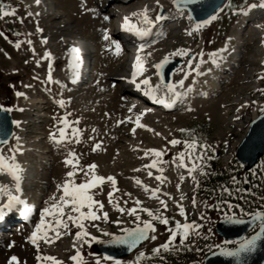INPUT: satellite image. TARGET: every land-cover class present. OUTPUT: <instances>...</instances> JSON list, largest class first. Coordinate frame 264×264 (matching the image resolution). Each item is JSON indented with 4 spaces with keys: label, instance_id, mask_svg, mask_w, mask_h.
<instances>
[{
    "label": "rangeland",
    "instance_id": "374dc122",
    "mask_svg": "<svg viewBox=\"0 0 264 264\" xmlns=\"http://www.w3.org/2000/svg\"><path fill=\"white\" fill-rule=\"evenodd\" d=\"M3 1L9 7V11L14 9L15 14L4 16L0 21V32L4 33V36H0V106L12 109L10 112L14 120H20L24 116V111L18 108H24L22 103L25 97L41 99V105L44 106L45 117L37 116L36 110L28 112L30 117L25 119L24 128L25 134H28L25 140L27 145L25 151L23 150L18 157L15 154L16 160L23 164L22 175L28 165L29 171L34 175L27 196L31 201L36 200L39 210L31 224L36 225L40 220L42 209L52 203L49 197L53 193L59 195L57 185L66 179L65 173L71 170V166H65L64 160L69 150H74L78 158L77 168H85L94 163L97 166L94 169L96 174L105 177L113 176L116 181L115 188L118 189L113 191L111 182L107 180L96 188L90 189L93 199L103 204L102 210L95 206L93 210L97 212V215L102 216V212L108 214L107 220L101 218L96 221H84L90 236L109 238L107 233L121 232L123 228L136 225L133 223L134 217L121 213L115 206L117 204L128 208L133 206L135 199H139L143 206L153 210L160 207L157 199L151 198L147 192L144 194L142 186L133 182L137 178L150 188L160 189L158 195L166 199L168 203L167 210L161 209V211H164V215L174 218L169 220L167 226L160 224L159 221H153L156 231L151 234L156 235V239L146 240L131 254L120 258L108 259L102 254H97L91 246L93 240L90 243L82 242L83 264H115L116 261L120 264H131L141 251L146 254L142 264H203L205 254L215 249L217 245L235 246L237 241H223L216 234L215 224L226 214L232 215L233 212L238 214L235 205L241 203L233 201L232 198L237 197L239 191H247L248 195L254 194V188L264 184V157L249 172L247 181L240 179L243 173L240 166L236 164L234 146L238 144L236 142L246 129L243 127L237 129L236 124H232L235 115H243L235 116L234 122L239 123L244 117L247 118L254 111L259 113L260 109L264 108V91H258L264 90V79L258 78L264 75V64L258 60L264 56V50L260 48L261 44L264 45V17H257L254 20L240 11L241 7L248 9V4L257 5L260 0H226L222 8L218 10L221 11L217 18L198 31H192L184 11L180 14L172 0H165L168 6L163 8L161 14L167 17L159 21L154 29L155 33L159 32L161 36L157 38V43L149 45V50L159 54L178 47L194 49L200 46L201 48L197 55H191L195 61L185 83L186 86L195 85L194 90L189 91L186 99L177 104V108L159 113L146 112L141 115L140 123L146 125L145 128L136 124V116L143 113L142 109L134 102L136 98L130 93L129 87H126L127 89L123 87V80H121V68L125 63L123 57L126 58L128 45L122 48L120 57L112 62L113 72H108L106 63L111 50L110 44L103 46L96 39L98 32L106 28L103 14L125 7L124 5L133 6L136 3L134 1L137 0L133 2L129 0L130 5L126 1L121 3L110 0L108 5L106 2L101 7L99 4L105 0H93L95 4H92V0H40L35 9L38 14L43 15L41 21L50 35L47 42L50 49L57 53L59 39L75 40L77 36L87 39L94 46L97 63L90 76L91 81L78 88H73V85L68 82V61L63 55L55 57L52 66L54 80L50 82L48 80L47 70L44 69L45 64L49 65L44 58L45 47L41 45L33 16L28 14L31 13L30 9L34 12L33 1L35 0ZM254 23L259 24L260 29ZM182 30L192 31V35L181 34ZM258 34L260 36H257ZM17 40L21 42L19 48L15 46ZM27 40H31L32 43L29 45L25 42ZM226 48L229 54L227 51L225 64L220 67L214 84L209 85L214 80L211 77L201 78L196 84L194 82L195 66L199 64L203 71H207L208 67L213 66L211 56ZM235 56L238 60L232 63V57ZM180 61L181 65L187 60ZM17 92L24 95L17 96ZM61 99L65 102L63 107L58 103ZM256 102L260 105L256 106ZM132 105L135 107L129 112L128 109ZM36 119L40 121L34 122ZM64 119L68 121L65 131L70 139L58 144L50 134L59 136V129L65 127ZM118 121L123 122L117 123ZM73 127L80 130L78 142L76 137L71 136ZM132 128H135L134 133L131 132ZM181 129L187 131L182 132ZM193 136L199 143H206L215 150L204 152L205 156H211V159L206 162V171L209 174L210 171L217 170L221 173L223 170L230 174L232 185L223 188H228L232 193L231 196L223 192L224 198L220 194V197L214 201L206 198L200 190L205 175L197 174L199 187L190 177H185L183 182L179 180L181 174L187 173H185L187 169L179 166L178 159L176 164H173L172 160L178 152L185 150L183 141L190 140ZM172 139H178L181 143L173 146L168 143ZM97 142L100 143V147L93 151L92 147ZM13 144L14 140L11 138L6 145L1 146L4 154L12 155L8 149H11ZM152 148L165 149L163 157L158 159L167 163L158 164V167H163V173L156 168L151 169L153 176L150 177L147 174L148 170L143 166L149 164L154 157L144 156V150ZM232 154L230 163L235 166H231V170L226 171L224 170L226 161ZM156 175L165 177L164 183L157 181ZM232 177H235L237 182H233ZM84 180L83 172L77 171L74 182L78 184ZM178 183L179 191L176 188ZM26 190L27 188H23L22 191L26 192ZM110 191L113 192L112 203H109ZM165 192L170 193L172 198L178 201L183 194L185 199L180 203L185 208L187 221H195L202 227L190 232L183 245L179 243L178 236L173 244L174 250L161 249L159 255H156L152 250L167 241L169 236L167 229L174 226V221L185 222V218L179 215L172 200L163 196ZM256 194L254 197L260 201V193ZM193 198L196 201L195 206L192 204ZM125 201H127L126 204ZM247 201L250 203V200ZM228 204L233 205V208L229 209ZM240 206L244 207V205ZM82 210L86 212L87 208ZM202 215L205 217L203 220ZM141 218L150 219L146 213L142 212ZM26 228L27 226L23 230ZM78 230L75 225L69 223L68 230L61 229L64 234L50 244V249L63 264H75L70 259L75 253L70 249V242ZM6 238L0 240V264H8L7 257L12 255L14 247L12 244L9 247L10 240Z\"/></svg>",
    "mask_w": 264,
    "mask_h": 264
},
{
    "label": "snow or ice",
    "instance_id": "6c2138e0",
    "mask_svg": "<svg viewBox=\"0 0 264 264\" xmlns=\"http://www.w3.org/2000/svg\"><path fill=\"white\" fill-rule=\"evenodd\" d=\"M40 0H35L36 4H39ZM195 0H172V3L177 6L178 11H180L181 14H183V7L184 5H187L189 3H194ZM156 5L161 9L160 12H157L155 16V20H153L149 16V9L147 6L144 7L143 10L140 12H134L132 13L133 16H139L140 23L143 26H137L136 24H133L128 17L124 18V27L126 30L130 32H134L137 36L141 37L142 39L144 37H147L150 35L151 26L156 22L163 19V16L161 12L163 11V5L160 4V0H155ZM256 4H248L247 8L251 9L256 7ZM260 7H264V0H260ZM240 11H245L243 7L240 8ZM14 9L9 11L5 8V5L0 3V18H3L7 15H14ZM29 15H32V13H28ZM215 16H210L208 20L205 21H198L194 22L192 31H198L201 27L209 23L211 20L216 19ZM105 19H108L105 17ZM188 19L192 20L191 13H188ZM37 31H42V29H37ZM192 31H188V35H192ZM0 36H4L3 32H0ZM6 38V37H5ZM104 39L108 40L109 36L107 33V30H105ZM29 45L32 43L31 40L25 41ZM113 44L116 46V52L119 53L121 51L120 45L116 41H112ZM21 45V42L17 40L15 42V46L19 48ZM111 47V45L109 46ZM145 47H147L146 44L140 45V50H143ZM71 52L75 56L79 52V49L76 47L71 48ZM175 54L178 55H186L187 52L183 50H178ZM148 55H151V53H148ZM202 55V54H201ZM44 58H48L49 61L51 60V53L45 51ZM168 57L165 56L159 63L155 65L157 69H160L163 64L167 61ZM215 62V60L213 61ZM39 63V61H37ZM192 63L191 60L188 61V64L190 65ZM74 67H78V65H73ZM133 68L135 69L132 74V82L136 83L135 77L140 74V72L143 71V64L141 62L140 55L136 56L135 63L133 65ZM51 69V63H49V70ZM258 78L264 79V75L259 76ZM48 80L51 81L52 77L49 72ZM56 83H59V81H56ZM140 83L147 86V89L145 91V94L150 96L156 103L163 104L166 107H172L173 103L180 98L182 93L176 92L175 85L169 83L164 86L166 91L164 93L160 92V86L153 88L151 86V81L148 78H144ZM178 83H183L182 81H178ZM137 87H140V84H136ZM189 91L191 90V86H189ZM258 91H264V90H258ZM187 91L183 93V95H186ZM17 96H23L24 93L17 92ZM61 107L64 106V101L61 99L58 101ZM135 107V105H132L129 107V112L132 111V109ZM243 107V105H242ZM0 110L2 111H11L10 108H3V106H0ZM261 112H264V108L260 109ZM143 115V113H140L136 116V124L141 127L145 128L147 127L144 124L140 123V116ZM130 119V118H128ZM123 121H118L117 123H122ZM13 123L19 125V121H13ZM63 123L65 127H62L59 129V136L57 137L54 133L50 134L52 136V139L56 143H61L67 139H70L69 135L66 133L65 128L68 126V121L66 119L63 120ZM151 131V129H149ZM95 131V129H93ZM133 133L135 132V128L132 129ZM181 131H187L185 129H181ZM0 132H4V126L3 123L0 122ZM79 135L80 130L73 127L71 136L76 137V142L79 141ZM156 135H160V133H156ZM17 141H19V137H16ZM89 139H92L89 137ZM8 143L7 140H0V145H6ZM169 144L175 146L179 143H181L178 139H172L168 141ZM185 150H182L176 154V157L173 158L172 163L176 164L178 159V164L182 168L187 169L186 175L191 178V180L195 183L197 187H199V180L197 179V174L200 175H207V171L205 168L207 160L211 159V156H205V151H215L211 148L210 145L206 143H199L198 140L193 136L190 140L183 141ZM100 147V143L97 142L93 145L92 150L95 151ZM199 150V151H197ZM9 152L13 153L12 155H5L3 150H0V174H7L11 181L14 184V191L12 188L9 187L8 184L0 183V217L3 216V210L4 209H11L17 205H24L23 208V214L25 217L28 216V214L31 212V207L26 204V202L21 199L20 195L18 193L21 192V186L20 182L22 179V172L23 168L21 165L17 162L15 157V152L22 151L19 147L8 149ZM165 149H145L144 150V156L152 155L154 158L151 159L150 163L147 165H144L143 167L148 170L147 174L148 176H153V172L151 169L156 168L160 173H163L164 169L163 167H158V164H164L167 163V161H163L162 158L164 155ZM187 161V162H186ZM65 166H71V170L67 171L65 173L66 179L63 180L62 183L57 185V191L59 195L56 193H53L52 196L49 197V199L52 201V203L46 207H44L40 213V222L36 224L35 230L31 233V235L28 237L30 242L39 249V241H43L44 243L51 244L54 242L55 239H59L61 235L64 234L63 230H68L69 223L75 225L79 230L75 233V236L78 240L82 241L83 243H90L91 240L97 239L95 236H90V233L86 231V225L84 221H96L103 218L104 220L108 219L107 212H102L101 215H97V212L94 211V206L98 209H103V204L93 199V196L90 194V189L96 188L98 185H101L104 183L105 180L111 182L113 186V191H118V189L115 188V178L111 175L105 177L102 175L96 174L94 169L97 167L94 163L89 164L85 166V168H77L76 165L78 164V158L76 156V153L74 150H69L67 156L64 160ZM77 171L83 172L85 176V180L80 183L74 182V176ZM90 177V179L88 178ZM155 179L157 181H160L161 183H164L165 177H162V175H156ZM185 179V175L181 174L179 177V180L183 182ZM233 182H237L235 177H232ZM136 183L138 185H141L145 192L149 193L151 198L157 199L159 203V208L153 210L151 208H148L146 206H143L142 201L139 199H135L133 202L132 207H121L119 204L115 205L118 210L121 213H127L128 215L134 217L133 223L136 224V227L134 228H123L121 229V235L119 236H112L111 233H107V235L112 236V239L107 241L108 243H120V244H126L129 249L135 248L137 244H139L141 241L146 239L155 240L156 235L150 233H155L156 226L153 223V221H159L160 224L168 225L170 218L166 215H164V211L168 208V203L166 199L161 198L158 193L160 192V189L157 188H150L148 185L143 184L141 180L138 178L136 179ZM177 190L180 189V184L178 183L176 185ZM222 192L228 193L229 196L232 195L231 191L228 188H223ZM131 196V194H128ZM164 197H167L168 200H172V203L176 206L179 215L181 217L185 218V222L181 223L179 220L174 221V226L171 228H168L169 236L167 241H165L163 244L159 245L157 248H154L152 252L156 255H159L160 250H174L173 244L176 241L177 237L179 236V243L181 245L184 244L185 239L189 236L190 232L194 229H199L202 227L201 224L196 223L195 221L188 222L187 216L185 212V208L180 201L185 199L184 195L181 194L180 200H174L170 193H163ZM6 197V200H3V198ZM109 197V203H112V197L113 192L110 191L108 193ZM241 199H244L243 196L240 197ZM261 199H264V197H261ZM127 201H125V204ZM193 206H195L196 201L193 198L192 200ZM207 207H212L213 205H206ZM216 207H219V205H216ZM229 209L233 208V205L228 204ZM236 208L240 209L241 214H246L250 217V222L258 227V231H255V233L251 236L245 237L241 241L237 242V246L235 248H221L220 251L223 255L230 256V257H236L238 260H240L241 264L243 262V257L253 252L257 247V242L264 238V206H262L260 209L245 213V210L240 205H235ZM87 208V211H83L82 209ZM163 209L164 211H161ZM141 212L146 213L147 217L150 219H142L141 218ZM45 217H49L50 219H45ZM201 219H205V217L202 215ZM225 219L229 222H235V223H242L243 221L236 217V213L233 212L232 215H225ZM115 223H120V221H115ZM94 227H97V225H93ZM51 233V235H50ZM199 235V233H196ZM90 237V239H86ZM12 245L10 244L9 247ZM73 247L76 248V244H73ZM216 247H220L217 245ZM144 252H139L138 256L136 257V260L131 262V264H142L143 258L145 257ZM36 259L38 261H41L42 264H63L61 260L58 258L51 256V255H37ZM72 261L75 262V264H83L81 252L77 249L75 254L70 257ZM111 259V258H108ZM20 264L18 257L12 256L10 260L8 261V264ZM115 264H120L119 261H116Z\"/></svg>",
    "mask_w": 264,
    "mask_h": 264
},
{
    "label": "bare ground",
    "instance_id": "6f19581e",
    "mask_svg": "<svg viewBox=\"0 0 264 264\" xmlns=\"http://www.w3.org/2000/svg\"><path fill=\"white\" fill-rule=\"evenodd\" d=\"M93 1V0H92ZM110 0H105L103 3L99 4L96 2V4H99V7L103 6L106 2L107 5L109 3ZM120 1L121 3H124L126 0H117ZM133 2V1H132ZM136 2L133 6H127L124 5L125 7H120L119 9L115 10V11H110V12H106L105 14L102 15V17H109L108 19H110V24L111 27H108L106 22L104 21V26H106V28H104L101 32H98V34L96 35V39H98V43H100L103 46H109V44L111 45V50L108 53V61L106 63V66L108 67V72L112 71L114 69V64L112 62L116 61L118 57H120L119 55H121V51H122V45H128L129 47H131V51L130 53L133 55L134 59L136 60V56L140 55L141 57V62L143 64V71L140 72L139 75H137L135 77L136 80V84H140V87L138 88V93H140V89H141V95L145 94V91L147 89L146 85H143L142 83H140L144 78H148L151 81V86L153 88L157 87L158 85L160 86V92L164 93L166 91V89L164 88L165 85L171 83L173 85H175V90L176 92L182 93V95L180 96V98H178L177 100H184L186 95L189 93V86H186L185 83L188 79L189 74L191 73V67L194 64V59L191 58V55H197L198 50H200V46L199 47H195L194 49H182L181 47L176 48L175 50H166L164 53H155L149 50V45L152 43H157V38L161 36V34H156L154 33L153 29L155 23H157L158 21H156L152 26H151V30H150V35L147 37H144L143 39L139 36H137L134 32H130L128 30H126L123 27V23L120 21V18L125 17L126 14L129 15V19L133 24H136L137 26H143L140 23V17L139 16H133L132 13L134 12H140L141 10L144 9L145 6L148 7L149 9V16L155 20V16L157 14V12H160L161 9L156 5L155 0H137L134 1ZM92 4H95L94 1L92 2ZM160 4L163 5V8H166L168 5V3L165 0H160ZM38 4L35 3V1H33V10L34 12L30 9L32 16L37 24V28L42 29V31H38L39 32V37H40V41H41V45L45 47V51L51 53V60L49 61L48 58H45L47 60V62L51 63V69L49 70V65L45 64V68L47 70V75H49V72L51 74V77L53 79V72H52V66L54 65V59L57 55H63L66 57L67 61H68V66H67V72H68V76L71 78H73V76L75 74H77L76 71V67H74L73 65H76L75 60H76V54L75 56L73 55V53L71 52V48L72 47H76L78 48V42L77 40H60L59 39V52H55L52 49H50L47 45L48 42V37L50 36L47 29H45L46 27L44 26L43 22L41 21L43 15H40L36 12V7ZM260 1L259 4H257L256 7L251 8V9H245V11H243V15L245 16H249V11L251 13L252 9H256V10H260L263 7H260ZM85 6V5H84ZM259 6V7H258ZM107 8V7H106ZM105 9V8H104ZM186 10V9H185ZM184 11V15H186V19L187 21L190 23V27L191 29L193 28V24L194 21L189 20L188 19V12L187 10ZM221 11V10H220ZM220 11H217L213 16H217ZM262 11H260L261 13ZM180 13V11H179ZM101 14V13H100ZM181 14V13H180ZM254 15L258 14V11L253 12ZM163 19L165 17H167V15L162 14ZM161 21V20H160ZM213 20H211L209 23H212ZM207 23V24H209ZM117 24V25H115ZM255 26L259 27L260 29V25L259 24H255ZM254 26V27H255ZM105 30H107L109 39L105 40L104 39V35H105ZM189 30H182L181 34L185 33L188 34ZM124 37V39H121V37ZM112 41H116L119 43L121 51L119 53L116 52V46L115 44L112 43ZM146 44L147 47H145L143 50H140V45L141 44ZM260 48L264 50V45L261 44ZM79 49V48H78ZM110 49V48H108ZM178 50H183L186 51L187 54L186 55H178L175 54ZM227 51L228 49H222L220 51H218L217 53L213 54L211 56V62H212V67H208L207 71H203L201 65L197 64L194 68V82L197 84L199 83V80L201 78H214V80L211 81V83H209V85H213L214 81L217 79V74L220 71V67H222L225 64V58L227 57ZM79 52H82V49H79ZM148 53H151V55H148ZM130 54V55H131ZM37 55V54H36ZM171 57L174 59H186L187 61L184 64H179L177 65L172 73V78L169 82H162L158 75L156 74V72H154V67H155V63L157 61V57ZM121 60V59H120ZM191 60L192 63L189 65L188 61ZM215 60V62H213ZM238 60V59H237ZM240 60V59H239ZM259 62L261 64H264V56L258 58ZM241 62V61H240ZM204 65V63H203ZM154 69V70H153ZM135 69H132L130 67H127L126 63L123 64L122 68H121V73L120 75H122L121 80H123V87H132V85H134L135 83L132 82V74L134 72ZM120 77V76H119ZM54 80V79H53ZM178 81H182L183 83H178ZM50 82V81H49ZM194 86L195 85H191V90H194ZM127 89V88H126ZM190 90V91H191ZM187 91L186 95H183V93H185ZM129 92V91H128ZM138 96V95H137ZM136 98L135 100L137 101L138 97H134ZM143 100V99H142ZM176 100V101H177ZM144 105L148 106H153L155 104V101L148 96L147 100L144 99L143 100ZM24 103V108H18V110L22 109L24 111V116L20 119V120H14L13 121H19V125L13 123V128H12V137L14 140V144L12 146V148H16L19 147L20 149H22V151H17L15 152L16 156L18 157V155H20L23 150L26 147V137H27V133L25 134V119L30 117L28 112H33L34 110H36L37 116L43 117L44 116V106L41 105L42 101L41 99H29L27 97L24 98L23 100ZM26 105V106H25ZM260 105L259 102H256V106ZM20 106L22 107V105L20 104ZM143 114H146V111H142ZM257 113L254 111V113L252 115L247 116V118L243 121L242 126H244L251 118H253V116H255ZM237 117H239L240 115L237 114L235 115ZM234 116V117H235ZM45 117V116H44ZM233 117V118H234ZM36 121H40L39 119L34 120V122ZM133 129V128H132ZM131 129V132H133ZM16 137H19V141H17ZM11 140V139H10ZM240 140V139H239ZM238 140V141H239ZM238 141L236 142V144L238 143ZM12 143V142H11ZM235 144V145H236ZM131 145V144H130ZM238 145V144H237ZM2 145H0L1 147ZM0 150H2V147L0 148ZM25 151V150H24ZM13 154V153H12ZM6 155V154H5ZM15 156V157H16ZM21 157V156H20ZM21 167L23 168V164H21L19 161H17ZM185 177L186 174H184ZM134 183H136V181H133ZM0 183L3 184H8L10 188L13 189L14 191V184L11 181V178L7 175V174H0ZM33 183V180L31 182V185ZM21 186V185H20ZM143 193L145 194L146 192L144 191L143 187H142ZM21 197V196H20ZM7 198L4 197L3 200H6ZM21 199H23V197H21ZM25 199V198H24ZM3 202V201H0ZM32 202V204H31ZM28 206L33 207L36 205V200H32L30 201V203H26ZM39 210L36 209V213ZM12 210L9 209H4L3 210V216H2V223L5 226L6 223L8 221L12 220V215L13 212H11ZM36 214L32 215V218L30 219V221L27 224H23L21 226H16L14 228H16V230L13 233H9L8 236V240H10V244H12L14 247L12 248V255L7 257V260H10L9 258L12 256H16L18 257V260L20 262V264H42L41 261H38L36 259L37 255H51L54 256L56 258H58L59 260H61L54 252H52V250L50 249V244L44 243L42 240L39 241V249H37V247L35 245H33L30 240L28 239V237L31 235V233L35 230V226L36 225H32V221L34 219ZM45 219L47 220L48 218L45 217ZM40 222V220L38 221V223ZM37 223V224H38ZM27 226L26 230H23L25 227ZM24 227V228H23ZM25 231V232H24ZM26 235H25V234ZM25 235V236H24ZM51 235V233H50ZM61 237V236H60ZM58 240V239H55ZM54 240V241H55ZM76 244V248L73 247V244ZM52 244V243H51ZM82 248H83V244L82 241L78 240L76 238V236L73 238V240L70 242V249L74 250L75 252L77 251V249L82 252ZM75 254V253H74ZM73 254V255H74ZM72 255V256H73ZM112 259V258H111ZM6 261V260H5ZM62 261V260H61ZM72 261V260H71ZM74 262V261H72Z\"/></svg>",
    "mask_w": 264,
    "mask_h": 264
},
{
    "label": "water",
    "instance_id": "95a60500",
    "mask_svg": "<svg viewBox=\"0 0 264 264\" xmlns=\"http://www.w3.org/2000/svg\"><path fill=\"white\" fill-rule=\"evenodd\" d=\"M225 1L226 0H195L194 3H189L182 7L186 9L188 13H191L192 19L195 22H198L208 20L210 16H213V14L221 8ZM0 3L4 4L5 8L8 9L7 5L2 0H0ZM161 60L157 61L156 64ZM178 64H180L179 59L168 57L167 61L160 69L156 68L160 79L163 82H169L171 80L172 72ZM0 122H2L4 126V132H0V140L9 141L13 128L11 113L9 111L0 110ZM263 156L264 112L260 113L251 121L246 134L241 139L237 147V159L245 165L246 170L255 166L259 159ZM238 218H240L243 222H229L225 219V217L218 220L216 223L217 234L224 239L241 241L245 237L251 236L255 233V231L259 230L257 226H254L250 222L249 216ZM134 227L136 226L127 228ZM121 234L122 233H115L112 236H119ZM112 236L107 239H95L92 242V246L97 254H103L111 258L127 256L147 240L141 241L135 248L130 250L126 244L108 243L107 241L112 239ZM220 249L209 253L205 257L203 264H241L238 258L223 255ZM242 264H264V238L257 242V247L253 252H250L243 257Z\"/></svg>",
    "mask_w": 264,
    "mask_h": 264
},
{
    "label": "trees",
    "instance_id": "16d2710c",
    "mask_svg": "<svg viewBox=\"0 0 264 264\" xmlns=\"http://www.w3.org/2000/svg\"><path fill=\"white\" fill-rule=\"evenodd\" d=\"M228 185L229 182L226 173L223 170L221 173L215 170L210 171L208 175H205L200 190L203 191L206 198L213 199L214 201L215 199L217 200L220 195H222L223 198L225 193L222 192V189L224 186Z\"/></svg>",
    "mask_w": 264,
    "mask_h": 264
}]
</instances>
